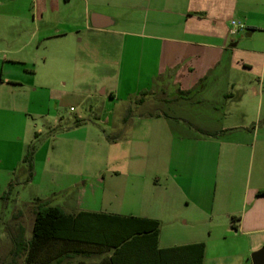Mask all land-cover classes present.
<instances>
[{
  "label": "crops",
  "instance_id": "0c3cea01",
  "mask_svg": "<svg viewBox=\"0 0 264 264\" xmlns=\"http://www.w3.org/2000/svg\"><path fill=\"white\" fill-rule=\"evenodd\" d=\"M116 2L41 3L40 46L60 45L68 54L67 69L85 87L80 100L98 94L123 106H263L264 0H143L140 5L133 0L128 13ZM93 15L98 16L99 28L92 27ZM231 19L244 23L246 30L229 36ZM6 28L16 32V40L8 35L7 41L17 42L19 48L4 50L11 58L0 59V146L8 140L13 143V114L23 117L28 130L30 118L36 116L28 106L37 103V88L33 84L25 88L29 80L16 70L28 64L27 59L13 57L21 56L29 41L16 37L23 31L21 25L9 22ZM170 120L161 113L141 114L127 120L126 139L109 141L105 133L95 139L104 142L112 155L107 157L112 166L109 177L140 180L135 208L126 213L84 208L69 213L59 208L70 215L92 212L155 220L157 248L203 243V264H219L208 257L212 239H243L245 247L240 256L235 255L237 259L264 249V195L259 194L264 191V128L260 134L257 129L249 136L247 131L235 136L231 128L202 129L181 119L174 126ZM75 122L68 120L53 138L52 163L58 172L87 181L85 154L97 131L88 130L80 116ZM22 145L12 146L15 153L8 156L10 161L0 153V200L10 195L9 191L3 197L28 144ZM99 175L98 183L105 180L104 173ZM34 202L27 205L33 214L38 204L50 205L47 199ZM5 229H0L1 236ZM17 232L13 238L22 236L19 226ZM181 235L182 239L176 238ZM68 255L72 261L80 257ZM101 258L94 256L93 262Z\"/></svg>",
  "mask_w": 264,
  "mask_h": 264
},
{
  "label": "rangeland",
  "instance_id": "374dc122",
  "mask_svg": "<svg viewBox=\"0 0 264 264\" xmlns=\"http://www.w3.org/2000/svg\"><path fill=\"white\" fill-rule=\"evenodd\" d=\"M43 1L0 0V14L8 18H16L10 21L5 17H0V59L11 58L4 50L19 48L17 42L7 41L8 35H13L14 38V34H16V32H11L9 28H6L9 22L21 25L23 31L19 32V36L16 37L29 41V45L20 53L21 56L13 57L14 59L20 57L27 59L28 64L18 65L16 70L22 71L24 81L29 80V82H25L27 85L25 88L32 84L37 88L34 94L35 99L32 96L34 103L35 101L37 103L34 106H28L29 110L36 115L33 119L30 118L32 125L28 127V130L26 128L24 130L21 121L23 117L13 114V143L8 140L0 146V153H6V156L11 158L14 157L15 153L11 149L12 146L15 148L22 142L23 145L28 144L24 145V155L28 146H33L31 182L26 181L28 176L27 164L21 163V160L19 164H15V170L9 176L11 180L10 195L7 199L0 200L1 231L6 226V233L0 235V264H24L23 256L17 258L11 256L13 248L11 239L17 237L18 226L22 230L23 240L30 239L34 214L27 205L37 201V199H47L50 205L58 206L69 213H75L80 208L91 211L126 213V211L137 206L140 180L109 177L107 171L112 166L107 162V157L108 154L110 157L112 155L110 152L108 153L106 145H103L104 142H96L95 139L98 138V134L105 133L110 139L109 141L112 139L124 140L130 128V123L127 120L136 119L141 114L154 112L168 115L171 118V124L174 126L177 124V119H181L185 124L200 126L202 129L231 128L230 132L235 136L246 134L244 131H247L246 135L249 136L254 131L256 133L257 129L260 134L264 128V98L263 106H164L159 103L156 106L153 103H151L153 106H123L125 105L123 102H110L98 94L82 98L81 101L82 96L80 94L85 87L79 85L78 76L67 69L69 67L68 54H65L60 45L40 46V6ZM137 1L138 5L143 3V0ZM116 3H121L128 13L131 10L133 0H117ZM243 36L244 33H242ZM14 39L16 40V38ZM7 42L8 44H6ZM43 58H46L45 63ZM43 72L49 76L40 78V74ZM142 97L145 98L144 95ZM78 116L87 123L88 130L97 131L95 133L97 137L92 139L93 142L88 145L85 154L86 171L84 169L83 174L87 181L83 178L78 180L70 177L65 172H58L57 166L52 163L53 138L60 135L68 120L75 122ZM185 128L189 129L187 126ZM36 131H38V135L33 137ZM76 135L82 136L81 132ZM19 136L20 142L16 140ZM122 136L123 138H120ZM9 157L8 160L10 161ZM48 159L50 160L49 163L47 162ZM133 160L134 158L131 159L132 162ZM4 165H8V161ZM100 173L105 174V180L98 183L97 179H99ZM83 181H86L85 185H83ZM37 203L34 202V205ZM183 237L181 235L176 238L182 239ZM58 246L52 244L50 247L49 245L50 253ZM243 247H245L244 240L238 237H227L221 240L212 239L208 245V257L212 255L219 264L220 261H223L221 264H252L251 254L243 255L239 259L235 256L241 255ZM78 248L84 252L95 250L85 246ZM103 256H107V253ZM77 260L93 262L95 259L93 255L87 258L80 256L72 262L76 263Z\"/></svg>",
  "mask_w": 264,
  "mask_h": 264
},
{
  "label": "trees",
  "instance_id": "16d2710c",
  "mask_svg": "<svg viewBox=\"0 0 264 264\" xmlns=\"http://www.w3.org/2000/svg\"><path fill=\"white\" fill-rule=\"evenodd\" d=\"M32 147L28 146L21 162L27 164V182L32 177ZM10 189L11 185L3 197ZM158 227L157 221L146 218L92 212L70 215L57 206L40 203L34 211L30 239L12 238L11 256H23L24 264H203V243L157 248ZM52 244L59 246L50 253ZM79 246L95 250L84 252ZM68 253L85 258L107 256L97 262L74 263Z\"/></svg>",
  "mask_w": 264,
  "mask_h": 264
},
{
  "label": "water",
  "instance_id": "95a60500",
  "mask_svg": "<svg viewBox=\"0 0 264 264\" xmlns=\"http://www.w3.org/2000/svg\"><path fill=\"white\" fill-rule=\"evenodd\" d=\"M98 19L97 15H93L91 17V24L94 28H99L98 24L96 23ZM251 262L252 264H264V249L258 250L251 254Z\"/></svg>",
  "mask_w": 264,
  "mask_h": 264
},
{
  "label": "built area",
  "instance_id": "2783aa9c",
  "mask_svg": "<svg viewBox=\"0 0 264 264\" xmlns=\"http://www.w3.org/2000/svg\"><path fill=\"white\" fill-rule=\"evenodd\" d=\"M246 30V26L244 23L239 22L237 20L231 19L229 21V27H228V35L229 36H235L243 31Z\"/></svg>",
  "mask_w": 264,
  "mask_h": 264
}]
</instances>
